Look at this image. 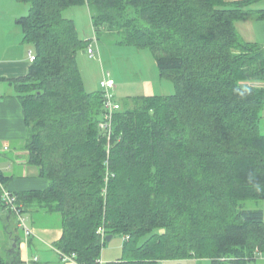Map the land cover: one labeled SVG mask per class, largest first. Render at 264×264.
Returning a JSON list of instances; mask_svg holds the SVG:
<instances>
[{"label":"trees","instance_id":"obj_1","mask_svg":"<svg viewBox=\"0 0 264 264\" xmlns=\"http://www.w3.org/2000/svg\"><path fill=\"white\" fill-rule=\"evenodd\" d=\"M18 1L28 7L17 22L35 58L12 81L28 162L49 184L9 191L21 212L41 200L60 215L55 248L79 264H226L225 255L255 264L256 248L264 256L263 210L241 204L264 200V46L235 26L252 11L264 18L254 8L262 0ZM81 4L95 33L115 29L118 43L148 48L175 85L133 97V108L118 100L109 138L99 127L102 92L86 90L76 62L88 40L63 15ZM99 226L123 237L120 259L99 262L107 242ZM0 264H21L16 247L10 258L0 248Z\"/></svg>","mask_w":264,"mask_h":264},{"label":"crops","instance_id":"obj_2","mask_svg":"<svg viewBox=\"0 0 264 264\" xmlns=\"http://www.w3.org/2000/svg\"><path fill=\"white\" fill-rule=\"evenodd\" d=\"M254 8H264V0L257 3ZM27 12V5L18 0H0V173L6 178V188L12 192L44 190L49 184L47 179L39 176L38 169L28 162L26 149L28 130L23 108L12 81L28 73L32 62L30 54L35 55L32 46L25 41L22 28L17 22L18 18ZM235 26L243 40L264 46V18H259L254 11L245 19L236 21ZM96 89L98 86L91 91ZM143 95L152 94L147 92ZM42 213L45 216L53 212ZM10 218L14 225L10 227L8 225L9 228L1 233L0 248L3 249V246L8 244L10 247H16L21 264L31 261L34 255L38 256V260L31 264H79L74 260L63 261L60 252L54 246L61 235L60 215L56 225L57 235L51 239L38 236L34 229L33 234L26 237L14 217ZM31 218L33 220V216ZM113 238L114 236L111 240ZM122 244L123 238L119 244L121 250ZM7 250L6 257L10 258L11 248ZM121 256L122 253L118 255L115 251L113 257L103 259L100 256V259L102 262H110L120 259ZM168 261L175 264L174 260H165L162 263Z\"/></svg>","mask_w":264,"mask_h":264},{"label":"rangeland","instance_id":"obj_3","mask_svg":"<svg viewBox=\"0 0 264 264\" xmlns=\"http://www.w3.org/2000/svg\"><path fill=\"white\" fill-rule=\"evenodd\" d=\"M63 15L74 21L79 36L84 40H88L89 45L87 47L91 46L94 50V55L87 53V47L77 53L76 62L86 90L91 91V89L98 86L97 84L103 74L109 72L115 82V97L117 100H121L123 107L133 108V97L147 92L157 95H168L175 91V85L172 80L167 76L160 75L153 54L148 48H137L133 44L118 43L116 36L118 31L115 29H103L95 33L86 5L70 6L64 10ZM262 116L260 130L264 133V110L262 111ZM0 189L2 193L1 184ZM241 204L242 207L262 209L264 213V200L248 199L241 201ZM1 205L0 203V223L6 225L5 229H7L8 225L9 227L14 225L10 218L11 216L14 217L15 222L19 223L17 217L9 213L6 204ZM29 205L24 209L25 212H22V218L27 226L32 231L34 229L38 236L51 239L57 235L56 225L59 222V214L53 212L44 216L42 211H51L46 206L44 208L45 203L41 200H34ZM30 215L33 216L34 221ZM122 238L119 235H115L112 240L107 241L102 248L101 257L103 259L113 257L115 251L120 255L122 250L119 244H121ZM1 240L0 232V242ZM10 246V244L3 246L2 254L4 256L7 255L6 251L11 248ZM254 251L259 257L254 263L264 264V256H260L261 253L258 252L257 248ZM220 258L226 264H229L234 259V257L229 255L220 256ZM162 264H173V262L168 261ZM185 264H211V261L208 258H190L185 261Z\"/></svg>","mask_w":264,"mask_h":264},{"label":"built area","instance_id":"obj_4","mask_svg":"<svg viewBox=\"0 0 264 264\" xmlns=\"http://www.w3.org/2000/svg\"><path fill=\"white\" fill-rule=\"evenodd\" d=\"M87 53L94 55V50L91 46L87 47ZM35 58V55L30 54V60L32 61ZM98 88L101 90L103 95V106H104V120L100 123L99 127L105 130L108 138L110 137L111 122L114 116V113L120 109V102L116 99L114 94L115 82L111 78L109 72L103 74V77L99 80ZM1 197L8 208L15 214V217L18 219V224L24 231L26 237L33 234L32 230L27 226L24 219L22 218V212L20 207L16 204V198L10 193V191L2 186ZM97 233L100 235V238L103 240L106 238V233L103 226L97 228ZM61 259L63 261L73 260V256H69L63 253H60ZM38 256L34 255L31 261H27L26 264H31V262H36ZM99 262L102 263L101 259Z\"/></svg>","mask_w":264,"mask_h":264},{"label":"water","instance_id":"obj_5","mask_svg":"<svg viewBox=\"0 0 264 264\" xmlns=\"http://www.w3.org/2000/svg\"><path fill=\"white\" fill-rule=\"evenodd\" d=\"M111 238H112V235H111V234H107V235H106V241L111 240Z\"/></svg>","mask_w":264,"mask_h":264}]
</instances>
